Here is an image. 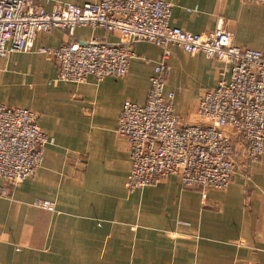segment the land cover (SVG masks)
<instances>
[{
    "label": "crops",
    "instance_id": "crops-1",
    "mask_svg": "<svg viewBox=\"0 0 264 264\" xmlns=\"http://www.w3.org/2000/svg\"><path fill=\"white\" fill-rule=\"evenodd\" d=\"M50 1L47 11L56 3L99 0ZM163 1L172 6L173 27L208 35L220 25L236 46L264 49V2ZM94 36L118 39L83 27L74 40ZM70 41L61 30L40 33L31 52L0 63V104L33 112L53 141L22 184L8 188L0 178L7 190L0 195V264H264V156L240 159L223 191L184 189L177 176L127 191L131 160L116 133L118 120L125 102L145 103L162 49L138 43L126 76L76 84L57 81L55 64L37 51ZM166 64L165 90L175 96L177 116L184 125L198 123L199 99L215 87L220 64L175 46ZM12 73L21 83L17 91ZM197 84L201 90L191 92ZM38 201L52 203L54 211L37 207Z\"/></svg>",
    "mask_w": 264,
    "mask_h": 264
},
{
    "label": "built area",
    "instance_id": "built-area-1",
    "mask_svg": "<svg viewBox=\"0 0 264 264\" xmlns=\"http://www.w3.org/2000/svg\"><path fill=\"white\" fill-rule=\"evenodd\" d=\"M259 4L264 0H242ZM50 0H0V63L12 53H29L40 33L63 31L71 41L58 48H39L56 66V80L84 84L89 78L127 75L141 42L162 49L153 66L143 105L123 104L116 133L129 150V192L177 176L184 189L223 191L239 160L264 156V49L236 46L232 33L217 26L208 35L184 32L170 24L172 6L163 0H99L81 6ZM100 28L118 37L109 42L94 36L74 40L78 28ZM189 55L203 54L220 64L214 88L198 102V123L184 125L177 116L174 94L166 92L170 47ZM145 61V59H143ZM24 108L0 104V178L14 188L42 165L44 147L52 144ZM0 195L7 190L0 188ZM36 206L54 211L48 201Z\"/></svg>",
    "mask_w": 264,
    "mask_h": 264
},
{
    "label": "rangeland",
    "instance_id": "rangeland-1",
    "mask_svg": "<svg viewBox=\"0 0 264 264\" xmlns=\"http://www.w3.org/2000/svg\"><path fill=\"white\" fill-rule=\"evenodd\" d=\"M12 75L13 76H15V82H14V79L12 80L13 82H14V87H15V90L17 91V89L19 88V87H21V83H20V80H19V77H18V74H16V73H12ZM201 87H202V85L201 84H197L195 87H193V88H190V91L191 92H197L198 90H201ZM19 91H21V90H19ZM239 163H240V161H239Z\"/></svg>",
    "mask_w": 264,
    "mask_h": 264
}]
</instances>
